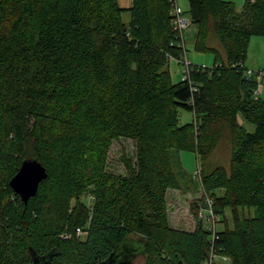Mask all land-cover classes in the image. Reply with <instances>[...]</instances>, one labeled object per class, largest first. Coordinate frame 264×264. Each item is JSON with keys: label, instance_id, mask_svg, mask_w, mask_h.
<instances>
[{"label": "trees", "instance_id": "obj_1", "mask_svg": "<svg viewBox=\"0 0 264 264\" xmlns=\"http://www.w3.org/2000/svg\"><path fill=\"white\" fill-rule=\"evenodd\" d=\"M188 5L195 47L215 60L182 79L175 0H0V264H34L32 252L50 255L46 264H97L126 242L141 245L142 261L119 264H206L214 253L229 260L212 264H264V99L257 73L245 74L249 39L264 35V0ZM210 30L225 61L207 44ZM170 57L182 64L174 82ZM180 110L193 119L180 124ZM225 132L228 169L207 170ZM121 138L135 150L116 172L106 154ZM183 150L196 153L199 186L223 223L213 241L203 218L191 230L169 222L167 191L187 176ZM26 158L47 175L24 204L9 180ZM238 207L254 214L235 217Z\"/></svg>", "mask_w": 264, "mask_h": 264}, {"label": "rangeland", "instance_id": "obj_2", "mask_svg": "<svg viewBox=\"0 0 264 264\" xmlns=\"http://www.w3.org/2000/svg\"><path fill=\"white\" fill-rule=\"evenodd\" d=\"M231 1L237 9H240L244 0H228ZM119 6L123 8H128L131 5V0H117ZM176 6L179 8L182 19H185L189 24L183 27L181 32L178 29V34L180 35V41L183 42V55L182 59L192 67H211L214 64L215 53L212 50H201L195 47V33L196 28L190 23V15L187 12L189 9L188 0H175ZM122 21L128 25L130 20V13L128 10H124L121 13ZM207 44L218 50L220 54L217 59H223L225 61V53L221 47L218 39L213 30L208 33ZM181 63L178 62L174 57H170L168 62V70L172 81H178L181 79ZM245 66L254 72H258L257 77L260 84L259 95L264 99V35H253L249 39L247 46V55L245 59ZM190 73V71H189ZM191 77V76H190ZM189 77V78H190ZM192 78V77H191ZM259 92V90H258ZM59 106H63L60 103ZM238 122L247 131H253L254 125L247 121L240 113L238 114ZM193 119V114L188 111H179V123L189 122ZM230 133L225 132L223 137L220 139L219 143L212 151L207 163L206 169L210 170L216 166H223L228 169L229 157H230ZM134 142L130 139L121 138L114 140L110 145L108 152L106 154V160L108 166L112 171L123 172L124 165L120 159L121 154H126L128 157L133 158L134 156ZM180 162L182 169L185 171V177L181 178V188L169 189L166 194V206L169 222L172 226L183 228V229H193L197 223V220L203 218V222L206 223L205 215L207 213V207L205 205L206 199L210 203H214L200 185V175L203 172L202 167L197 160L196 153L193 151H180ZM198 172V173H197ZM197 173V174H196ZM189 181H187L188 179ZM199 182V183H197ZM89 188V187H88ZM87 190L81 196L87 204L90 205L92 202V195ZM217 194L219 191H216ZM236 215L249 216L254 214V208L248 207H238ZM202 213H201V212ZM237 215V216H238ZM226 225L228 227L232 226V216L230 210H227L225 215ZM220 217H217L215 222V230L221 229L223 226L220 221H217ZM206 227L208 226L205 224ZM84 234V233H83ZM217 236V234H216ZM214 260H229L228 255L223 254H213ZM134 261L141 262L142 258L140 256H135Z\"/></svg>", "mask_w": 264, "mask_h": 264}, {"label": "water", "instance_id": "obj_3", "mask_svg": "<svg viewBox=\"0 0 264 264\" xmlns=\"http://www.w3.org/2000/svg\"><path fill=\"white\" fill-rule=\"evenodd\" d=\"M47 175L45 167L35 158L23 159L16 173L9 180V186L20 196L25 203L33 196L38 188L39 182ZM141 251V245L135 242H126L119 245L105 260L97 264H119L134 260ZM34 264H46V256L39 257L32 252Z\"/></svg>", "mask_w": 264, "mask_h": 264}, {"label": "built area", "instance_id": "obj_4", "mask_svg": "<svg viewBox=\"0 0 264 264\" xmlns=\"http://www.w3.org/2000/svg\"><path fill=\"white\" fill-rule=\"evenodd\" d=\"M174 13H175V18H174V22H173L174 27L181 31V29L183 27H186L189 23L185 19H182L179 8H175ZM183 64L184 65H183V69H182L183 70L182 79H186L189 77V71L191 70V68H190L189 64H187L184 60H183ZM254 73L258 74V72H254L250 69H245V74L247 76H250ZM205 205L207 207L206 209H207V213H208L205 215L206 223L208 225L207 228L211 231V239L213 241L217 237L216 236V230H215L216 216L214 215V213L212 211V204L210 203V201L208 199H206ZM75 231L78 235H81L84 233L80 228H76ZM213 256H214L213 254L210 255V259L207 261L206 264H212V259H214Z\"/></svg>", "mask_w": 264, "mask_h": 264}]
</instances>
